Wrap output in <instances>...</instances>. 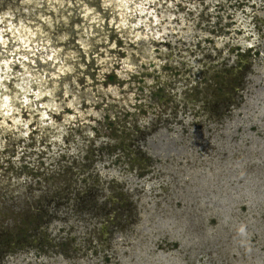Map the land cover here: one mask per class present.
Segmentation results:
<instances>
[{"label":"rangeland","instance_id":"rangeland-1","mask_svg":"<svg viewBox=\"0 0 264 264\" xmlns=\"http://www.w3.org/2000/svg\"><path fill=\"white\" fill-rule=\"evenodd\" d=\"M0 264H264V0H0Z\"/></svg>","mask_w":264,"mask_h":264}]
</instances>
